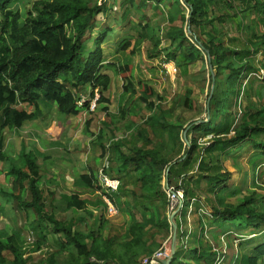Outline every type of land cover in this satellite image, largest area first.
<instances>
[{
	"label": "trees",
	"instance_id": "1",
	"mask_svg": "<svg viewBox=\"0 0 264 264\" xmlns=\"http://www.w3.org/2000/svg\"><path fill=\"white\" fill-rule=\"evenodd\" d=\"M148 1L139 0L137 4L135 0H127L124 7L129 6L143 15L141 10ZM150 1L159 3L161 0ZM180 1L175 0V3L180 4ZM238 1L245 4V11H258L255 5H250L251 0ZM106 2L37 0L25 16L13 8L15 0H0V162L8 163L5 177L11 183V190L6 194L7 199L16 202L36 238L34 247L28 249L35 252L48 241H53L56 250L47 257L46 264H143V259L155 251L156 234L168 236L171 232L166 198L160 184L163 173H166L167 182L172 184L171 181L174 183L176 180L175 187L183 190L186 204L194 200L196 208L204 207L201 195L204 199L213 197L216 204V207L210 206L208 215L204 216L210 239L205 238L202 230L196 234L192 232L184 248L178 242L180 235H177V249L171 264H215L218 252L210 241L217 242L222 236L233 238L232 242L236 243L239 253L236 264H264V199L259 204L250 195L236 205L228 203L226 183L230 172L221 162L222 156L234 154L248 141L259 150L256 155L264 158V143L255 139V136L264 134V101L259 108L253 104L241 108V95L245 89H252L253 82L258 79L261 82L257 95L264 90V76L260 77L258 71L264 69V64L256 65L257 54L264 59V32L258 34L257 22H251L248 37L242 39L236 35L225 42L221 39L222 29L216 30L213 24L226 23L224 7L231 8L232 1L184 0L191 8L189 18L182 17L188 24L189 33L182 27L169 26L162 39L153 42L148 58L159 53L158 47L162 42H168L164 63L174 64L178 74V67H188L208 55L213 76L209 73L207 83L210 88L213 77L214 89L211 96L210 91L207 94L209 118L206 122L177 125L165 117L166 112L159 106L162 101L159 94L144 80L134 82L129 70L132 65L130 59L119 64L104 60L102 45L109 30H102L92 41L89 38L96 28V16L108 10ZM140 27L130 56L148 37L149 27ZM196 32L204 36L203 42ZM86 35L89 37L84 39ZM129 46V41H123L118 51H126ZM103 69L113 70L117 75L129 72L124 76L126 84L119 98L121 118L125 117L127 101L133 95H138V101L152 112L137 127L140 146L113 143L107 148L111 149L107 156L108 164L114 163L115 167L107 166L105 174L110 177H114L113 171L116 174L121 172L125 177L135 174L131 190L126 188L127 182L120 181L118 191L110 196L116 206L129 216L127 230L120 241L116 236L104 238L100 234V216L89 225L83 224L84 219L80 217L58 220L52 211H48L41 188L43 173L37 163L39 151H26L21 147L15 158L3 152L2 132L5 129L19 130L24 123L37 120L41 114L40 107L50 109L54 106L59 115L65 116L63 119H69L87 111L95 94L99 97L96 102L108 104L109 100L103 95L108 90L110 79ZM242 77H248L245 88L239 86ZM89 90L90 99L83 101L81 94ZM184 92L183 96H176L171 110L192 109L191 93L188 90ZM79 101H83L81 106ZM232 109L236 110L235 113ZM102 110L109 115L107 107ZM236 112H240L239 120ZM89 123L85 124L86 132ZM102 126L108 127L105 123ZM147 130L156 137V144L147 137ZM103 132L99 130L97 141L102 140ZM207 137L209 140L201 146V141ZM168 140L172 143L171 149L166 147ZM54 144L60 147L59 143ZM99 146L101 157H104L106 150L102 144ZM260 166L264 164L258 163L254 168ZM178 179L181 180L180 186H177ZM202 182L205 190L201 188ZM96 183V176L89 171L80 174L74 185L98 192ZM126 194L132 201L129 206L121 200ZM61 199L65 208L73 213L88 209V201L82 200L77 192L64 194ZM11 201L5 200L4 204ZM136 203L141 207L139 219L134 214ZM93 206L104 209L100 197ZM4 210L5 206L0 204V213ZM29 213H32V220L28 219ZM184 213L185 210L182 215ZM88 215L92 216V212ZM177 230L179 233L178 224ZM24 243L19 230L8 233L0 229V264H27ZM248 245L252 247L250 254L246 251ZM229 246L232 248L233 245ZM6 252L11 256L10 262L4 256ZM63 253L66 259L59 262L57 256ZM231 256H234L233 251Z\"/></svg>",
	"mask_w": 264,
	"mask_h": 264
},
{
	"label": "rangeland",
	"instance_id": "2",
	"mask_svg": "<svg viewBox=\"0 0 264 264\" xmlns=\"http://www.w3.org/2000/svg\"><path fill=\"white\" fill-rule=\"evenodd\" d=\"M36 1L37 0H15L13 8L19 9L22 14L26 16L32 10V5ZM100 1L97 0L98 3H100ZM126 1L127 0H107L106 6L108 10L96 16V28L91 33L90 37L89 35H86L84 39L89 37L92 41L93 37L98 35L102 30H109L107 40L102 45V50L105 54L104 60L108 63L117 62L119 64L126 59H130L132 65H130L129 70L134 82L144 80L159 94L162 98L159 106H161V108L166 112L165 117H167L170 123L177 125L183 124L186 126L190 122L205 120L209 99L207 94L208 91L211 90V87L209 88L207 83V79L209 73L212 74L208 68V59L206 56L205 59L203 58L188 67L179 68L177 66L179 72L175 77H170L165 69L166 64L164 63L163 57L165 56V49L168 47V42H162L158 47L159 53L154 55L151 59L148 58L153 42L156 39H162L165 30L169 26L182 27L188 33V24L185 22V19H182V17L189 18L190 8H188V5L184 3V0H181L180 4L175 3V0H165L163 2L161 0L159 3H156L155 1L150 3L151 1L149 0L148 5L141 10V12H143V15H141L140 12H136L129 6L124 7ZM135 1L138 4L139 0ZM231 1V8L224 7V11L227 16L224 21L226 23L223 25H219L217 23L213 24L216 30L222 29L221 31L223 32V36H221V39L227 42V40L236 35L241 36L242 39L248 37L247 31L251 22H257L256 32L258 34L264 32V0L250 1V5H255L258 8V11H245L244 3H241L238 0ZM217 16L218 14H215V17ZM144 25L149 27V32L147 33L148 37L142 41L137 49H135L134 55L130 56L129 52L133 48L134 41L137 38V32H140V26ZM196 35L201 42L205 40L204 36L199 32H196ZM123 41H129L130 46L126 49V51L120 52L118 51V47ZM88 45H90V42L87 46ZM256 59V65L264 64L262 55L257 54ZM258 71L261 77V74H264V69H258ZM103 72H105L110 79L108 90L103 95L109 100V103L101 104L96 102L99 97L95 94L94 99H91L90 101V105L91 102H95L94 110L90 111L88 109L87 111H81L77 117L71 118V126L69 127L68 134L64 133L63 138H61L62 143L60 141L58 142L62 145V147H60L57 151V156L53 155V159L61 157L63 160H54L55 163L62 166H69L68 162L64 160L72 159L74 161H71V164L76 162L78 167L81 166L82 168L90 166L91 168H97L99 170L103 165L105 168L111 165L115 167L114 163L111 164L110 162V164H108L107 160L108 152L111 154V149H107L110 145L115 143L121 146L122 143H127V146H130L135 143L140 146V142L137 141V127L141 126L147 117L152 114V112L146 110V108L138 101V95H133L127 101L126 107L128 111L125 114V117L121 118L119 115V98L123 91V86L126 84L124 76H128L129 72L126 75H117L113 70L109 69H103ZM247 79L248 77H242L240 79L239 86L241 85L245 88L247 86ZM260 86L261 82L260 79H258L257 82H253L251 90H244L243 95H241V108L247 106L248 104H253L256 108L260 107L264 101V90H262L261 95L258 94V96L256 94V92L261 90ZM185 90H188L191 93L192 109L174 108L171 110L176 96H183L185 94ZM89 94L90 90L81 94L83 101H88L90 99ZM83 101H79V104L82 105ZM155 104H157V102ZM19 107L21 108V106ZM103 107H107L109 115L104 114L102 110ZM24 108L27 109L26 107ZM28 111H31V109ZM235 111V109H232L233 113H235ZM42 114V117L40 116L41 118L38 122H26L23 124L20 131H17L16 129H5L2 132L4 138V153L7 156L16 157L20 148L21 139H23L26 149L28 148L27 150L39 148L46 151L51 148L52 145L47 147V143L44 141L46 138L44 139V137L51 136V138L49 137L47 139L54 140L55 136H61V134L56 131L60 127L59 121H64L61 118H65V116L59 115L56 110H43ZM236 115H238L237 120H239L240 112H236ZM54 120H57L56 124L54 123ZM87 121H90V123L88 131L86 132L85 124ZM102 123L107 124L108 127L104 128ZM99 130L104 131V136L100 142L96 139V135ZM34 134L43 136L41 139L43 141L36 142V140L32 138V135ZM146 135L150 140L154 141L153 144H156V137L150 131L147 130ZM255 139L264 143V134L255 136ZM207 140H209V137L201 141V146L204 145ZM100 144H102L106 150L104 157H101L102 149L99 146ZM125 147H123V151H125ZM166 147L167 149L172 148L170 140L167 141ZM50 152H53V150ZM258 152L259 150L255 149L254 145L248 141L244 142L241 149L234 154H229V156L225 158L224 156L221 157L223 167L230 172L229 181L226 183L228 188V191L226 192L228 203L236 205L241 202L244 197L250 195H253L259 204L264 199V158L257 156L256 154ZM45 153L50 155L48 151ZM258 163H261L263 167L260 166L254 168V166ZM7 165V162H0V204L1 206H5V210L0 213V229L5 230L8 233L12 230H19L21 233V240L26 242L27 237L30 234L26 218L24 214L18 210L16 202L7 199L8 196L6 195L11 190V183L3 174L4 168H6ZM112 175L114 176L112 178L117 177L119 182H127L126 188L128 190L133 188L135 174L127 175L125 177V175L121 172L116 174L115 171H113ZM163 178H167L166 173H163L161 182ZM171 182L174 184L176 180H174V183L173 181ZM204 185V182H202V190H205ZM46 187L47 184L42 182L41 188L43 196L46 198L45 204L48 206V211H52L58 220L69 221L78 214L87 224H91L95 216L100 215L99 218L102 222V228L99 229L100 234L104 238L116 236L118 241H120L121 236L127 230L129 216L127 213L123 212L119 206H117V214L113 217H108L105 213V209L101 207L95 213L93 212V218H90L85 212L72 213L71 211L65 209V202L55 195L54 197L52 194H48L49 191ZM60 192H62V194H72L73 191L71 189V184H69V186H66L65 184L58 185L55 193ZM99 197L100 196L97 191L87 190L81 199L84 198L93 202L98 201ZM201 198H203L202 203L207 209H209L210 206L216 207L213 197L204 199V196L201 195ZM53 199L55 200V204L53 203L51 206L48 205ZM5 200L7 202L11 201V203L4 204ZM121 200L126 202L128 206L132 202L128 194L122 197ZM263 204L264 203H262V205ZM135 205L137 210L134 214L136 219H139L141 207L137 203ZM194 209L195 210H193L190 214L187 223H185V226L187 224V229L190 232L200 228L201 225H198L197 223V226L194 228V222L198 220V218L200 220L202 216L206 221L204 216H207L205 215V208L200 207L203 211L202 213L197 211L196 206ZM28 217V219L32 220V213H29ZM181 230H183L182 226H180V231ZM177 235H180L178 230L176 231V237ZM170 236L171 232L168 236H165L163 233H157L155 238L156 240L154 242L155 251L158 250L160 246H162L163 242L167 240H169L167 247H169L170 250ZM204 236L205 238L210 239L207 232L204 233ZM33 238L34 241H36L35 236H33ZM179 239L178 242H180ZM232 239L233 238H231V240L229 238L226 239L222 236L219 237V241L217 242L212 240L210 241L215 250H225V258L221 264L237 263L236 259L238 258L239 253L237 254L236 243L232 242ZM189 240L190 238L188 241ZM229 245H233L232 248ZM248 246L249 247L246 251L250 254L252 247L251 245ZM24 247L26 249V257L28 258L27 264H46L47 257L56 250L54 243L51 240L35 252L30 250L31 248H26L25 243ZM32 247H34V244ZM232 251L234 255L237 254V258L233 262L229 263ZM4 256L7 262L11 261V256L8 252L4 253ZM57 258L59 262H63L66 259V254H59Z\"/></svg>",
	"mask_w": 264,
	"mask_h": 264
},
{
	"label": "built area",
	"instance_id": "3",
	"mask_svg": "<svg viewBox=\"0 0 264 264\" xmlns=\"http://www.w3.org/2000/svg\"><path fill=\"white\" fill-rule=\"evenodd\" d=\"M165 69L167 74H169L170 77H175L177 74V69L171 62L165 63ZM264 76V74H261ZM79 106H81L79 104ZM95 108V102H91V105L89 106V110L92 111ZM105 166L103 165L96 173V186L99 188L98 194L101 197L103 203H104V209L105 213L108 217H113L117 214V206L116 204L110 199V196L112 193H115L118 191V188L120 186L119 180L116 178H112L104 173ZM181 180H178L177 186H180ZM162 190L165 194L166 198V215L169 218V216L174 215V221L178 224L179 232H180V244L185 248L188 239L190 238V235L192 232H190L187 228V224L185 226V223H187L188 218L193 210H195V204L194 200L190 201L189 203H185L184 199V192L179 187H175L174 184H169L167 182V178H163L161 182ZM203 207V206H202ZM205 208V207H203ZM206 209V208H205ZM185 210L184 215H182V211ZM197 211L203 212L202 209L197 208ZM209 211L206 209L205 215H208ZM180 226H182V229L180 231ZM34 238L33 234L30 232V234L27 237V240L25 242V245L27 248H32V245L34 244ZM169 243V240L163 242L162 246L156 250L150 257L143 259V264H161L160 262L168 257L169 254V247H167V244ZM224 251V252H223ZM218 252V258L216 260L215 264H221L223 259L225 258V250L217 251Z\"/></svg>",
	"mask_w": 264,
	"mask_h": 264
},
{
	"label": "crops",
	"instance_id": "4",
	"mask_svg": "<svg viewBox=\"0 0 264 264\" xmlns=\"http://www.w3.org/2000/svg\"><path fill=\"white\" fill-rule=\"evenodd\" d=\"M21 107L23 108L24 106H21ZM40 110H41V114H42L43 113V110H54L55 111L56 108L54 106L52 108H50V109H47L45 107L44 108L40 107ZM41 114H40V116H41ZM40 116H39V118L37 120H34L32 122H34V123L38 122L39 119L43 116V114H42L41 117ZM61 119L64 120V121H59L58 120L60 122V127L56 131V132H59L61 134V136H58V135L55 136V139L54 140H52V139L48 140L47 139L49 137L51 138V136L44 137V139L46 138V140H44V141H46L47 147H49L50 145H52L51 148L47 149L46 151H43V150H41L39 148H34V149H31V150H35L36 149L37 151L40 152V158L37 159V163L40 165V170L43 173L42 181L44 182V184L45 183L47 184V187L46 188H48V191H49L48 194H52V196L55 195V196L61 198L62 195H64V194H62V192L55 193V191L57 189V186L60 185V184H65L66 186L67 185L69 186V184H71V189H72L73 193L77 192L80 195V198H81L82 196L85 195V193L87 192V189L81 188V187H77L76 185H74V182H75L76 178L80 174H83V173L89 172V171H92L94 173V175L96 176V173H97V170L98 169L97 168H95V169L94 168H91L90 166H88V167L86 166V168H82L81 166L78 167V164L76 162L74 164H71L70 163L71 161H74L72 159L71 160H69V159L68 160L67 159L64 160V161L68 162V165L69 166H62V165L54 162V160H59V161L63 160L61 157H58V158H54L53 159V155L54 156H57V151L59 150L60 147H62V145L59 143L60 144V147L57 148V146L54 144V142H57V143L59 141L61 142V138H63L64 133L65 134L66 133L68 134L69 127L71 126V118H69V119H63V118H61ZM54 123L56 124L57 123V120H54ZM22 127L19 130H17V131H20L22 129ZM34 133H37V132H34ZM42 137L43 136H41V135H35V134L32 135V138L35 139L36 142L43 141V140H41ZM49 141H51V142H49ZM3 142H4V138H3ZM19 147L20 148H19L16 156L19 154V151H20L21 147H24V149L26 151H29V150H27L28 148L26 149V145L23 142V139H21V142H20V146ZM51 150H53V152H50ZM47 151L50 153V155L45 153ZM3 152H4V150H3ZM11 158H15V157H12L11 156ZM7 168H8V165L6 166V168H4V173H3L4 175H5V172L7 171ZM67 195H69V194H67ZM84 200H87V199H84ZM87 201H88V209H87V211H79V212H85L87 215H88V212H92V216H89V215L88 216L90 218H93V212L95 213L98 210V208L93 206V203H95V201H93V202L91 200H87ZM45 203H46V200H45ZM53 203L55 204V200L54 199L48 205L51 206V204H53ZM68 211H71V210H68ZM208 211H209V209H208ZM99 216L100 215L95 216V218H97ZM77 217H80V216L77 214L74 218L77 219ZM95 218L93 219V222H94ZM93 222L91 224H89V225H92ZM196 223L198 225H201V226H200V228L198 230L195 229L192 232H195V234H196V232H199L201 230L204 233L207 232L208 228H207L206 223H205V220H204V218L202 216H201L200 220L198 218V220H196L194 222V228H195V226H197ZM83 224H86L85 220H84V223ZM99 232H100V230H99ZM232 257H234L233 258V261H234L237 258V254H235L234 256H231V258ZM229 263H231V262L229 261Z\"/></svg>",
	"mask_w": 264,
	"mask_h": 264
},
{
	"label": "water",
	"instance_id": "5",
	"mask_svg": "<svg viewBox=\"0 0 264 264\" xmlns=\"http://www.w3.org/2000/svg\"><path fill=\"white\" fill-rule=\"evenodd\" d=\"M188 8H190V6H188ZM188 33H189V30H188ZM206 58L208 59V64H209V56L206 55ZM209 70H210V72H212L210 64H209ZM212 76H213V74H212ZM213 85L214 84H213V77H212V85H211V90H210V94H209L210 96L212 94ZM208 101H209V99H208ZM208 118H209V112H208V103H207L206 119L203 121H196L194 123L206 122L208 120ZM168 223H169L170 231H171V236H170L171 245H170L168 257L166 259L162 260L160 262L161 264H171V261H172L173 257L175 256L176 249H177V237H176L177 226H176V223L174 221V215L173 216L171 215L169 217Z\"/></svg>",
	"mask_w": 264,
	"mask_h": 264
},
{
	"label": "clouds",
	"instance_id": "6",
	"mask_svg": "<svg viewBox=\"0 0 264 264\" xmlns=\"http://www.w3.org/2000/svg\"><path fill=\"white\" fill-rule=\"evenodd\" d=\"M169 219V218H168ZM176 226H177V223H176ZM178 243V242H177Z\"/></svg>",
	"mask_w": 264,
	"mask_h": 264
}]
</instances>
